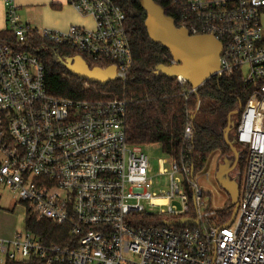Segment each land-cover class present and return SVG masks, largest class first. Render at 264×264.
<instances>
[{"label":"built area","instance_id":"1","mask_svg":"<svg viewBox=\"0 0 264 264\" xmlns=\"http://www.w3.org/2000/svg\"><path fill=\"white\" fill-rule=\"evenodd\" d=\"M3 2L7 30L18 44L36 30L42 40L74 51L91 69L115 67V81H128L134 59L119 0H67L93 24L65 31L33 28L21 20L15 0ZM175 4L191 36L210 35L222 44L218 74H241L250 92L236 127V140L248 159L233 223H208L217 210L208 212L203 202L190 150L178 158L167 155L162 165L169 169L162 171L169 175L168 191L153 190L148 157L142 147L127 142V100L56 98L46 88L38 58L0 42V200L10 191L26 217L67 227L69 235L60 246L19 230L11 239H0L4 262L264 264V0ZM176 64L172 59L168 66ZM175 80L186 83L181 76ZM192 137L188 125L184 142L190 144ZM186 187L193 190L197 216L190 219L197 226L137 220L139 215L187 218ZM154 208L160 211H149Z\"/></svg>","mask_w":264,"mask_h":264},{"label":"trees","instance_id":"2","mask_svg":"<svg viewBox=\"0 0 264 264\" xmlns=\"http://www.w3.org/2000/svg\"><path fill=\"white\" fill-rule=\"evenodd\" d=\"M119 1L127 16L126 31L134 59V66L125 84L113 81L101 85L73 76L63 62L77 54L68 48L42 40L36 30H32V34L23 44H18L10 31H1L0 42L36 56L44 66L46 88L49 94L56 98L97 103L117 99L127 100L125 128L129 145L139 147L160 145L166 155L174 158L190 150V163L196 175L204 169L214 152L219 150L223 153L231 152L223 138L228 116L238 111L234 128L236 134V127L250 92L239 73L229 77L213 76L191 94L188 92L193 87L189 83L178 85L175 79L156 76V68L161 65L168 66L173 58L167 49L150 40L145 26L147 13L141 7L140 0ZM154 1L164 8L166 15L176 19L178 28H182L179 7L175 4V2L179 4L182 0ZM198 103L200 107L196 110ZM188 125L193 131L190 144L184 142V132ZM237 145L241 147L238 142ZM241 154L242 157L236 168L243 176L248 159L247 150L245 149ZM186 192L190 205V213L186 217L195 218L197 209L193 190L186 187ZM233 210L234 207L229 203L227 207L217 211L215 218L209 219L208 223L228 222ZM178 219L179 217L162 216L151 220L145 215H139L137 220L141 223L166 225ZM25 228L45 244L65 246L69 240L67 227L57 226L48 220H38L28 216L25 218ZM5 264H46V262L34 258L24 262L6 260Z\"/></svg>","mask_w":264,"mask_h":264},{"label":"water","instance_id":"3","mask_svg":"<svg viewBox=\"0 0 264 264\" xmlns=\"http://www.w3.org/2000/svg\"><path fill=\"white\" fill-rule=\"evenodd\" d=\"M140 5L147 13L145 26L150 40L167 49L177 63L174 66H158L155 70L156 76L162 75L170 79L181 76L194 89H198L211 77L219 73L223 47L218 40L210 35L191 36L185 28H178L176 19L166 15L164 8L154 0H140ZM63 65L73 76L89 82L106 85L116 79L115 67L106 70L101 68L91 69L79 56L65 60ZM218 76L222 77L220 74ZM232 115L233 113L228 116L223 138L231 149L233 157L231 160H225L216 173L218 185L230 195L231 205L234 207L228 225L233 223L237 215L240 197L238 181L229 176L236 169L239 160V152L235 147L236 140H230V131L233 127ZM168 225L175 227L197 226L198 222L190 218H183L179 221H172Z\"/></svg>","mask_w":264,"mask_h":264},{"label":"rangeland","instance_id":"4","mask_svg":"<svg viewBox=\"0 0 264 264\" xmlns=\"http://www.w3.org/2000/svg\"><path fill=\"white\" fill-rule=\"evenodd\" d=\"M237 115L238 111H235L231 117L232 122V130L230 131V140H236V134L234 133L235 124L237 122ZM234 140V141H235ZM235 147L239 152V160L242 157L241 152H245V149L241 146L240 148L235 142ZM230 149V148H229ZM144 154L148 157L150 161V176L153 178L154 181V191L157 193L167 192L169 187V175L163 174L162 169L166 167L169 169V165L165 164L163 167L162 161L167 159V155L163 152L160 145H149L142 147ZM231 150V149H230ZM233 157L232 152H225L223 153L221 150L214 152L210 155L207 164L205 165L204 169L200 172H197V178L199 179V183L202 187V195H203V202L207 207L208 212L213 210H222L229 203H231V197L228 195L219 185L216 180V173L220 165L224 164L225 160H231ZM238 160V161H239ZM246 168V167H245ZM245 171V170H244ZM210 173L209 180H207V174ZM231 176L235 178L241 188V183L243 181V176H241V172L236 168L232 171ZM3 198L1 199V208L13 210V213H10L11 216L14 217V225H16L17 230H25V218H26V211L25 207L17 202L14 199V195L10 191H5L3 193ZM21 205V206H20ZM23 206V207H22ZM205 209V208H203ZM152 212H159L160 208L149 209Z\"/></svg>","mask_w":264,"mask_h":264},{"label":"crops","instance_id":"5","mask_svg":"<svg viewBox=\"0 0 264 264\" xmlns=\"http://www.w3.org/2000/svg\"><path fill=\"white\" fill-rule=\"evenodd\" d=\"M21 20L36 29L65 31L70 26H92V20L79 15L67 0H15ZM8 29L6 8L0 0V32ZM1 203V200H0ZM21 206V205H20ZM23 207V206H22ZM13 210L1 208L0 205V239L14 237L16 225L10 213ZM0 264H5L0 254Z\"/></svg>","mask_w":264,"mask_h":264},{"label":"flooded vegetation","instance_id":"6","mask_svg":"<svg viewBox=\"0 0 264 264\" xmlns=\"http://www.w3.org/2000/svg\"><path fill=\"white\" fill-rule=\"evenodd\" d=\"M231 174H232V172L229 174V176L232 178Z\"/></svg>","mask_w":264,"mask_h":264}]
</instances>
